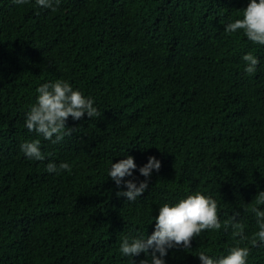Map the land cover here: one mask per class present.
Masks as SVG:
<instances>
[{"label": "trees", "instance_id": "16d2710c", "mask_svg": "<svg viewBox=\"0 0 264 264\" xmlns=\"http://www.w3.org/2000/svg\"><path fill=\"white\" fill-rule=\"evenodd\" d=\"M249 0H0V264H131L122 236L151 235L164 203L200 192L218 204L222 225L237 212L251 237L254 198L264 191V46L224 27ZM259 60L244 71L243 55ZM67 81L101 117L69 118L53 144L24 127L44 83ZM40 140L44 160L20 145ZM138 169L160 161L135 203L108 178L110 162ZM49 162L71 172L48 173ZM247 205L244 207L243 205ZM231 228L204 231L191 247L168 249L165 264L226 255ZM246 264H264V245ZM150 257L140 254L132 264Z\"/></svg>", "mask_w": 264, "mask_h": 264}, {"label": "clouds", "instance_id": "9594fccd", "mask_svg": "<svg viewBox=\"0 0 264 264\" xmlns=\"http://www.w3.org/2000/svg\"><path fill=\"white\" fill-rule=\"evenodd\" d=\"M15 5H24L29 0H12ZM60 0H35V4L44 9L56 11ZM242 18L229 22L224 31L228 34L242 32L243 36L254 45L264 46V0H249L247 7L239 11ZM245 64L244 71L253 75L259 60L249 52L242 57ZM35 103L26 113L24 127L29 132L53 144L61 142L66 136H70L73 128L66 127L69 118L79 121L83 117L99 118L101 112L94 107V101L86 98L80 91L63 80L44 83L36 89ZM20 150L25 157L42 161L44 155L40 150V140L26 141L20 145ZM136 164L131 156L120 159L117 163L110 162L107 172L117 188L123 187L126 191H117V197L125 198L127 203H135L148 188V180L153 170L159 171L161 164L155 157H149L148 162L138 169L140 176L145 179L138 184L133 180L125 181V177H131L136 170ZM71 165L61 162L58 165L49 162L46 171L59 175L61 172H71ZM256 207L252 208L255 215L257 231L251 237L244 233V225L237 221L235 215L226 219L223 225L218 217V204L216 200L205 196L200 192L188 195L175 204L164 203L158 211L155 219L154 230L151 235L138 237L122 236L119 251L123 257L129 259L132 264L134 257L145 254L150 257L151 264H165L164 257L168 249L183 247L189 249L191 241L200 236L204 231H225L231 228V236L236 239V246L230 247L226 255L211 257L206 252L198 253L201 264H246L250 254L249 247H240V243L250 242L253 246L264 245V191H259L254 198ZM243 205V204H242ZM246 207L247 205H243ZM141 264H149L144 260Z\"/></svg>", "mask_w": 264, "mask_h": 264}]
</instances>
